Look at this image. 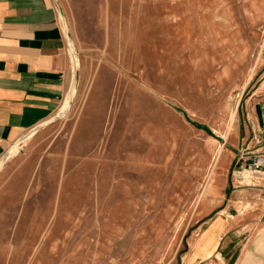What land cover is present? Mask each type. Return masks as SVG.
<instances>
[{
	"label": "rangeland",
	"instance_id": "374dc122",
	"mask_svg": "<svg viewBox=\"0 0 264 264\" xmlns=\"http://www.w3.org/2000/svg\"><path fill=\"white\" fill-rule=\"evenodd\" d=\"M53 1L70 87L5 151L0 264H179L264 74V0Z\"/></svg>",
	"mask_w": 264,
	"mask_h": 264
},
{
	"label": "crops",
	"instance_id": "0c3cea01",
	"mask_svg": "<svg viewBox=\"0 0 264 264\" xmlns=\"http://www.w3.org/2000/svg\"><path fill=\"white\" fill-rule=\"evenodd\" d=\"M70 71L54 1L0 0V157L60 106ZM240 108L179 264H264V74ZM256 152L263 163L253 173Z\"/></svg>",
	"mask_w": 264,
	"mask_h": 264
},
{
	"label": "bare ground",
	"instance_id": "6f19581e",
	"mask_svg": "<svg viewBox=\"0 0 264 264\" xmlns=\"http://www.w3.org/2000/svg\"><path fill=\"white\" fill-rule=\"evenodd\" d=\"M77 60V59H76ZM74 64L76 65V62H74ZM77 66V65H76ZM69 98V97H68ZM68 98H66L65 99V102H64V104H63V106H62V111H65L66 109H67V107L69 106L68 105V102H69V100H68ZM36 128V127H35ZM35 128H33L32 130H30L29 132H28V135L27 136H30L34 131H35ZM25 138H26V136H25ZM24 139V138H23ZM22 139V140H23ZM16 144L14 145V146H12L3 156H1V158H0V168H1V166H2V164L4 163V161H6L9 157H10V155L11 154H13L14 153V151L16 150ZM246 172V171H245Z\"/></svg>",
	"mask_w": 264,
	"mask_h": 264
},
{
	"label": "built area",
	"instance_id": "2783aa9c",
	"mask_svg": "<svg viewBox=\"0 0 264 264\" xmlns=\"http://www.w3.org/2000/svg\"><path fill=\"white\" fill-rule=\"evenodd\" d=\"M262 163H263V155L257 154L254 156L253 161L249 166V168H251L253 172L257 173L258 170L261 168Z\"/></svg>",
	"mask_w": 264,
	"mask_h": 264
}]
</instances>
